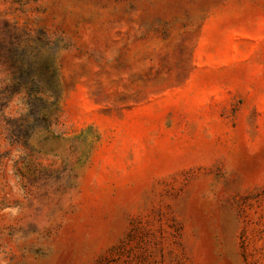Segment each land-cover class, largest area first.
I'll list each match as a JSON object with an SVG mask.
<instances>
[{"label": "rangeland", "instance_id": "obj_1", "mask_svg": "<svg viewBox=\"0 0 264 264\" xmlns=\"http://www.w3.org/2000/svg\"><path fill=\"white\" fill-rule=\"evenodd\" d=\"M0 264H264V0H0Z\"/></svg>", "mask_w": 264, "mask_h": 264}]
</instances>
